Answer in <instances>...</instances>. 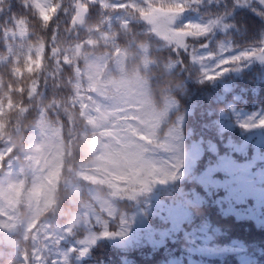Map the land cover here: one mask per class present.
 Instances as JSON below:
<instances>
[{
    "label": "snow or ice",
    "instance_id": "snow-or-ice-1",
    "mask_svg": "<svg viewBox=\"0 0 264 264\" xmlns=\"http://www.w3.org/2000/svg\"><path fill=\"white\" fill-rule=\"evenodd\" d=\"M254 2L264 8V0ZM212 3L213 0H73L70 7L62 8L63 0H22L31 17L48 34L47 39L37 38L35 45L28 43L26 51L23 44L17 51L10 41L17 36L31 40L34 33H29V16L12 15L7 26L0 25V36L7 48L0 62L8 66L7 79L0 74V244L17 249L19 264H66L67 255L49 260L44 251L53 246V240L58 246L82 219L96 216L97 209L106 214L104 230L99 236L92 234L89 240L78 241L79 249H69L81 258L98 238H104L124 244L127 251L121 264H127L130 251L145 244L155 246L170 234L169 229H164L156 239L148 223L153 215L162 222L176 220V210L159 202L154 204V198L160 186L171 189L188 177L205 150L202 137L186 145L194 129L185 127L181 101L194 86L210 89V85L226 74L240 72L249 62H264V11L256 9L253 11L262 22L260 37L245 50L225 55L233 48L230 30L240 31L237 25L242 23L236 20L235 7L248 5L250 0H234L231 7L227 0H215L220 10L206 22L177 26V19L189 8ZM3 4L4 0H0V13L4 11ZM96 5L98 18L92 21L90 8ZM61 11L68 25L64 29L68 46L64 48L58 46ZM138 21L148 26L143 36L135 31ZM218 29L223 30L224 38L209 47L211 34ZM149 33L165 42L175 57L158 56L149 43ZM201 39L204 43H198ZM209 61L214 63L209 65ZM65 72L69 73L67 77ZM41 77L44 94L40 91ZM49 78L53 81L50 96ZM225 93L231 100L219 109V115L223 117L227 109L236 112L235 124L242 130V140L233 143L229 139L226 147L231 151L224 154L209 141L208 151L217 159L209 163L199 179L213 185L217 192L223 191L219 202L227 204L229 211L234 210V205L245 204L252 209L258 206L264 214V172H253L256 160L264 161V107L258 112H237V105L246 103L244 90L234 87ZM15 96L20 99L17 101ZM25 97L29 104L24 103ZM253 103L259 101L254 99ZM14 109L24 119L31 117V135L23 134L22 120L12 125L13 135L7 133V114ZM53 111L57 113L56 120L49 119ZM205 115L211 117L213 113L208 110ZM213 123L216 122H205L202 127ZM257 128L262 130L260 136L249 135ZM249 147L255 152L252 158L243 162L234 158L246 156ZM216 174L223 178L214 179ZM81 183L107 187L111 206L91 191L84 200L78 187ZM119 201L126 202L125 210H120ZM65 204L75 206L77 211L72 222L63 227V234L54 239L48 226L42 229L43 236L35 231L44 218L63 213ZM21 207L31 213V223L24 228L31 252L27 247L19 249L12 239L21 224ZM110 221L114 230H109Z\"/></svg>",
    "mask_w": 264,
    "mask_h": 264
},
{
    "label": "trees",
    "instance_id": "trees-1",
    "mask_svg": "<svg viewBox=\"0 0 264 264\" xmlns=\"http://www.w3.org/2000/svg\"><path fill=\"white\" fill-rule=\"evenodd\" d=\"M72 2L73 0H63L62 8L70 7ZM105 2H111V0H105ZM227 3L231 7L234 1L227 0ZM2 7L4 11L0 13V25L7 26L12 15L29 16V33H34L31 40L27 37L21 40L19 36L11 40L10 43L14 49L19 51L20 46L23 44L26 51L28 43L35 45L37 38H48V34L42 30L41 24L34 20L35 18L31 17L29 9L23 6L22 0H4ZM253 9L264 11L261 6L235 7L236 20L242 21V23L237 25L240 31L230 30V43L233 48L225 55H233L245 50L253 44L254 40L260 37L261 17ZM98 10V5L90 8L89 14L92 16V21L98 18ZM219 10L215 0H213L211 6L208 4L193 6L186 10L182 17L177 19V26L188 22H206L213 13ZM113 15L118 16L120 13H113ZM59 19L62 34L58 41V46L64 48L68 46L64 39L66 35L64 29L68 26L65 23L67 18L63 11L60 12ZM231 22L235 23V20ZM243 22H245L246 28ZM147 28L148 26L143 21L135 23V31L141 36L145 35ZM50 31L51 26L49 33ZM149 35L151 36L149 43L158 56L162 58H167L169 55L173 58L175 57V53L170 52L165 42L153 34L149 33ZM211 36L209 47H212L216 41L223 40L224 32L218 29ZM198 43H204V39H201ZM48 47H50V44ZM202 51L206 52L207 49ZM6 55V41L0 36V56ZM185 60H187V57H185ZM212 63L214 61H209V65ZM51 67L52 62L49 61V68L51 69ZM0 74L7 79V63L0 62ZM64 75L67 77L69 73L65 72ZM165 78L171 80V77L165 76ZM52 85L53 81L49 78L47 82V94L49 96L53 91ZM25 87H27V84ZM234 87L237 90L243 89L246 96V103L237 105V112H258L261 107H264V63L246 66L240 72L226 74L222 80L210 85V89L194 86L191 94L181 101L180 112L185 115V127L194 129L192 137L186 139V145L190 144L192 140L198 141L202 137L204 139V154L191 170V174L182 181H178L174 188L170 189L168 186H160L153 203L159 202L174 208L176 210V220L173 222L172 219H169L166 222H162L155 215L148 218V223L156 232L155 238L164 229H169L170 234H166V238L155 246L145 244L140 249L130 251L127 254L128 261H132L133 264L138 263L135 260H145L143 264H148L149 262H152L150 264H264V214H261L259 207L252 209L248 205L237 204L234 205L233 211H229L227 204L222 205L219 202L224 195L223 191L217 192L213 185L201 182L199 179L209 163L214 164L217 159L215 154L208 151L207 145L209 141L217 145L220 154H224L231 151L226 147L229 139L233 143H240L242 140V130L236 127L235 124L236 112L227 109L223 117L219 115V109L223 108L228 100H231V96L225 93V90L231 91ZM2 91L0 90V93ZM40 91L42 94L46 91L43 77H41ZM61 91L67 92L68 89H61ZM226 97L227 99H225ZM15 99L18 101L20 97L15 96ZM40 99L38 98V102ZM254 99L258 100L259 103L254 104ZM158 102L161 105L163 104L159 97ZM24 103L29 104L26 97ZM208 110L213 113L211 117L205 115ZM172 111L174 112L175 109ZM57 118V113L53 111L49 119L56 120ZM7 119L10 121L7 128L8 134H14L15 130L12 125L17 120L23 121V134L25 136L32 134L30 131L31 117L24 119L14 109L7 114ZM209 121H215L216 123L210 124L208 128L202 127V124ZM163 131L164 126L162 125L161 132ZM261 131V129L257 128L249 135L260 136ZM15 143L18 147L20 146L18 137L15 138ZM254 155L255 152L249 147L246 156L235 155L234 158L239 162H243ZM253 172L257 175L264 172V161L257 159ZM213 178L222 179L223 177L220 174H216ZM78 187L83 194L82 198L84 200L88 199V193L91 191L107 206H111L109 203L111 198L107 187L98 186L95 191L90 190L89 187L91 186L85 183H81ZM197 198L198 202H195ZM187 201H194V203L189 204ZM125 203L124 201L118 202L120 210H125ZM251 203V201L248 202L249 205ZM65 205L67 208H64V212L60 213L59 217H55L58 222L48 216L41 221V225L35 231L40 232L43 236L42 229L48 226V231L53 233L54 239L57 235L63 234V227L72 222L73 216L77 211L75 206ZM185 213L188 214L187 217H183ZM18 215L21 224L12 239L19 246V249L27 247L31 252V241L30 239L25 240L24 232L25 226L31 223V213L27 208L21 207ZM164 215H167V212ZM155 217H158L159 220ZM105 218L106 214L97 209L96 216L91 219H82L75 224L73 233L66 235L58 246L55 245L53 240V246L44 251L45 257L50 260L51 258H61L67 255L66 264H109L104 260H93L97 254H102L104 259L121 258L127 251L125 246L113 249L107 246L102 241V238H98L95 245L90 246L89 253L83 258L79 257L78 252L69 251L71 248L79 249L81 247L78 241L83 239L87 241L92 234L99 236V233L104 230ZM114 228L115 225L110 221L109 229L114 230ZM0 264H19L17 249L0 244Z\"/></svg>",
    "mask_w": 264,
    "mask_h": 264
},
{
    "label": "rangeland",
    "instance_id": "rangeland-1",
    "mask_svg": "<svg viewBox=\"0 0 264 264\" xmlns=\"http://www.w3.org/2000/svg\"><path fill=\"white\" fill-rule=\"evenodd\" d=\"M234 1V0H233ZM250 7V6H261L260 4H257V3H255L254 2V0H250V3L248 4V5H244V4H241V5H239V7ZM262 7V6H261ZM65 23H67V22H65ZM68 26V25H67ZM62 30V29H61ZM50 44V43H49ZM264 62H260V61H255V60H253V61H251V62H249V64L247 65V67H249V66H252L253 64H263ZM91 186V185H90ZM98 188V186H95V187H93V186H91V187H89V189L90 190H92V191H95L96 189ZM157 203V202H156ZM64 208H67V206L65 205L64 206ZM61 214L60 213H57V214H55V215H50L49 217H52V218H55V217H59ZM157 220H159L158 219V217H155ZM98 255V257H96ZM97 255H95V257H94V259H102V258H104V256L102 255V254H97Z\"/></svg>",
    "mask_w": 264,
    "mask_h": 264
},
{
    "label": "water",
    "instance_id": "water-1",
    "mask_svg": "<svg viewBox=\"0 0 264 264\" xmlns=\"http://www.w3.org/2000/svg\"><path fill=\"white\" fill-rule=\"evenodd\" d=\"M106 241H107L109 244L113 245V246H118V245H119L118 240L106 239Z\"/></svg>",
    "mask_w": 264,
    "mask_h": 264
},
{
    "label": "bare ground",
    "instance_id": "bare-ground-1",
    "mask_svg": "<svg viewBox=\"0 0 264 264\" xmlns=\"http://www.w3.org/2000/svg\"><path fill=\"white\" fill-rule=\"evenodd\" d=\"M156 239H159V236L158 235H157ZM160 242H161V240H160Z\"/></svg>",
    "mask_w": 264,
    "mask_h": 264
}]
</instances>
